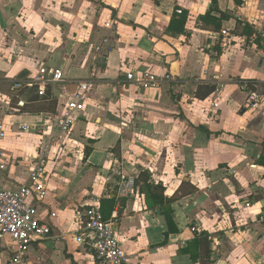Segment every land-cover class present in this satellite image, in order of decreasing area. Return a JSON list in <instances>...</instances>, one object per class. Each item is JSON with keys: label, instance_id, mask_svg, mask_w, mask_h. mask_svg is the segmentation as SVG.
<instances>
[{"label": "crops", "instance_id": "crops-1", "mask_svg": "<svg viewBox=\"0 0 264 264\" xmlns=\"http://www.w3.org/2000/svg\"><path fill=\"white\" fill-rule=\"evenodd\" d=\"M209 12L228 16L220 31L199 20ZM237 21L262 48L235 34ZM105 38L111 50L100 63L95 46ZM38 65L62 72L46 88L51 102L12 91ZM132 72L177 83L142 90L125 81ZM86 80L83 116L60 132L56 118ZM244 83L264 92V0H0V187L26 183L49 146L37 216L51 232L30 242V264H100L74 235L102 200L115 201L124 264H264V102L247 109ZM207 87L214 92L203 99ZM128 177L135 187L124 192ZM156 185L173 201L149 208ZM13 250L0 241V264Z\"/></svg>", "mask_w": 264, "mask_h": 264}, {"label": "built area", "instance_id": "built-area-1", "mask_svg": "<svg viewBox=\"0 0 264 264\" xmlns=\"http://www.w3.org/2000/svg\"><path fill=\"white\" fill-rule=\"evenodd\" d=\"M176 14L180 15L181 11H176ZM222 35H225L224 32ZM110 50L106 38L95 46V51L101 54L100 63L105 62ZM63 81L60 70L50 71L38 65L34 75L14 81L12 91L35 89L36 94L41 97L45 94L47 86ZM125 81L142 90L157 89L163 83L169 85L177 83L170 73L159 77L152 72L128 73ZM92 83V80L77 83V89L63 107V114L56 118L55 126L60 132H70L83 116L88 90ZM241 89L246 93L245 107L247 109H257L264 102V92L260 88L257 89L255 86L244 83ZM213 107L216 106L213 105ZM22 129L26 130L27 127L23 126ZM4 138V124L0 122V141ZM48 148V145H42L39 149L35 162L29 170L26 183L13 190L0 187V241L9 240L14 245V250L11 251V264H30L27 256L30 242L43 239L51 232L49 224L40 221L37 216V207L45 198V155ZM2 156L0 152V158ZM135 181L133 177L125 178L121 183L122 190L132 191ZM245 206L249 207V204L246 203ZM262 223L264 225V219ZM76 227L75 243L93 252L98 263L124 264L126 262V255L114 230L113 221L104 219L99 203L91 206L82 216H79ZM192 231H195V228H192Z\"/></svg>", "mask_w": 264, "mask_h": 264}, {"label": "trees", "instance_id": "trees-1", "mask_svg": "<svg viewBox=\"0 0 264 264\" xmlns=\"http://www.w3.org/2000/svg\"><path fill=\"white\" fill-rule=\"evenodd\" d=\"M212 4H214V0H212ZM227 18H228V16L221 14V17L219 19H217V18L212 17L211 12H209L205 16L200 17L199 20L206 23L207 25H212L215 31H220V29H221L220 21L222 19H227ZM185 22H186V17L183 15L179 18L178 22L176 21V24L179 28H182V30H183ZM235 34L246 38L247 41H249L251 38H254V42L257 45V47L258 48L263 47V45L261 44L262 39L260 38V35L249 24L237 21ZM216 53L218 55H220L221 50L216 48ZM213 92H214L213 87H207V88L203 89L202 98L204 99L205 97H207L208 95H210ZM41 97H42L41 98L42 101H45V102H51L52 101L50 99V94L48 93L47 90L45 91V94ZM87 154H88V151L85 150V156ZM142 176H147V175L143 174ZM148 189H150V190L147 191L148 196H147L145 202H146L147 207H149V208L153 207L154 205L156 206L157 204L158 205L170 204L173 201V199H167L164 197V195H163L164 189L160 185H156V186L150 187ZM100 208H101V212L103 214L104 219L109 220V219H111L110 218L111 214L115 208V201L114 200H102ZM165 219H166V222L169 226L168 232L170 233L173 230L170 213L166 212ZM193 258L196 259V257H193Z\"/></svg>", "mask_w": 264, "mask_h": 264}, {"label": "water", "instance_id": "water-1", "mask_svg": "<svg viewBox=\"0 0 264 264\" xmlns=\"http://www.w3.org/2000/svg\"><path fill=\"white\" fill-rule=\"evenodd\" d=\"M114 230H115V226H114Z\"/></svg>", "mask_w": 264, "mask_h": 264}]
</instances>
